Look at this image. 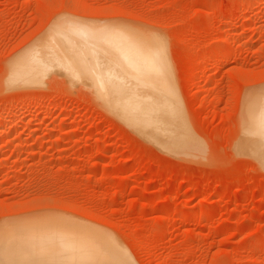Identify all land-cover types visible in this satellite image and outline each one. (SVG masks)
<instances>
[{"label":"rangeland","instance_id":"obj_1","mask_svg":"<svg viewBox=\"0 0 264 264\" xmlns=\"http://www.w3.org/2000/svg\"><path fill=\"white\" fill-rule=\"evenodd\" d=\"M120 48L150 68V128L110 103L133 81L93 74ZM263 100L264 0H0V236L73 264H264Z\"/></svg>","mask_w":264,"mask_h":264},{"label":"bare ground","instance_id":"obj_2","mask_svg":"<svg viewBox=\"0 0 264 264\" xmlns=\"http://www.w3.org/2000/svg\"><path fill=\"white\" fill-rule=\"evenodd\" d=\"M63 29H61V30H59V28H58V30L56 29L58 32L56 30H54V31H56V32L53 31L54 35L56 36V39L57 38L59 39L58 42L63 44L62 46L66 47V48H68V47L70 48V45H72V43L75 44V42H72V41H74V39L76 40V38L70 32L65 31L66 29H68L67 27H65V30H63ZM55 36H53V37H55ZM44 41H46V40H44ZM47 41H48V39H47ZM45 43L46 42H44L43 44H45ZM54 43H56V42H54V40H53V42L51 41L52 45H55ZM51 44L50 45L48 44L50 48L47 45H44V46L42 45V46L43 47L47 46V49L50 50L51 48H53L51 46ZM57 45L58 44H56V46ZM80 45H81V42H80ZM39 46H41V44ZM74 46H76V44L73 45V47ZM120 49H122V51H121L120 55L117 54L116 57L118 59H120V61L126 62L127 65L125 63H123V64H125V67H122L121 64L116 65L113 63L107 70H105L103 67H101V66L98 67L96 65L93 69V74H94V76H97V74H100L98 76L100 79L102 78V80H117V79L125 80V79H129V80L133 81L134 83H131V86L128 83V84H126V87H120L123 91H125L127 93L126 95L131 96L130 98L117 99V100H113V101L111 99L110 103L113 102L112 105L114 106L116 112L123 115L125 117V120H128L127 121L128 124L132 123V125H131L132 127H133V125L135 126V124H136L139 127L142 126V128H143V126H144V128H147L146 124H147V122L149 124V121H150V125H148L150 128V126L152 124L151 122L153 121L152 116H153V107H154L155 103L152 100H150L149 98L144 99L142 97L144 94V91H143L144 84L142 83L143 80H145V81L147 80V84H148L149 88H151V89L154 88L152 83H150L152 80L149 82V80H150L149 78L152 77V74L150 72V68H149V71L146 73L141 67L132 64L130 62V60H128L125 56H123L122 55L123 48H120ZM49 50H46V52H44L43 55L42 54L40 55L37 52H36V54L34 53L35 55L32 54L31 55L32 57H29L27 60V62H29L28 63L29 66H30V64H32V66H33V63L38 62V59L41 60L42 56L53 55V54H51V52H49ZM66 50L64 49V51H66ZM68 50H71V49H68ZM64 53L65 52H62L61 54L64 55ZM61 54H59L60 57H61ZM137 54H138V57L145 55L141 51L138 52V50L136 48V50L134 51L135 57L137 56ZM68 56H70V55H68ZM68 56H66V57H68ZM71 56H73V55H71ZM25 64L27 66V63H25ZM68 69L69 68L67 67V69H66L67 75H68ZM71 70L72 69H70L69 71L72 72ZM27 72H29V71H27ZM70 72H69V74H70ZM153 84L155 85V83H153ZM110 85L115 89L118 87L117 81L114 82L113 84H110ZM120 88L118 89L119 93H120ZM151 89H149V91H151ZM149 94H150V92H149ZM136 97H138V98H136ZM249 103H251V102H249ZM255 103L252 102V105H254ZM259 105L260 106H259V109L257 111V114H255L256 117H254V120L256 122H260L261 131L263 132L264 123H262V121H263L262 119L264 118V100L262 102H259ZM247 106H249V105L247 104ZM162 109H164V108H162ZM159 110H160V108H159ZM159 110H157V111H159ZM168 110H170V109H168ZM163 111H162V113H163ZM250 112H252V111H250ZM151 114H152V116H150V117H152V118L149 117V115H151ZM158 117L160 118V116H158ZM171 117H172V115H171ZM149 119H151L152 121ZM141 122H143V124L144 123H146V124L143 125ZM139 123H141V124H139ZM256 128H258V127L256 126ZM251 129L254 130L252 128V126H251ZM141 130L142 129H140V131ZM255 132L257 133V131H255ZM259 132L260 131H258V134H260ZM142 134H144V133H142ZM262 134H264V132ZM176 141H177V139H176ZM178 141H179V139H178ZM33 235H32V237H33ZM33 238H35V237H33ZM33 238H31V235L26 236V235H22V234H9V233L6 234L5 236H0V264H55V262H57V264H73L70 257H68L66 255H63V256L59 255L56 258L53 256L55 259L52 256L51 257L46 256L47 254L44 255L43 253L44 252L48 253L49 250L43 249L45 251L41 252L42 251L41 249L46 247L47 245L46 246L44 245V247H38V249L36 250L33 247V242H34ZM34 244L36 245V246L34 245L35 247L39 246V244H37L36 241L34 242ZM51 247H52V245H51ZM53 253H55V252H53ZM50 254H52V253L49 252L48 255H50ZM57 254H60V253L57 252ZM118 261H120V260H118Z\"/></svg>","mask_w":264,"mask_h":264}]
</instances>
